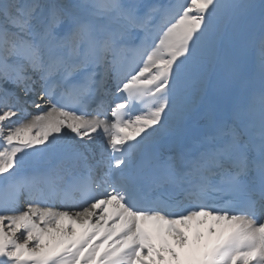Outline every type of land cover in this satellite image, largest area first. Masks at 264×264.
I'll return each instance as SVG.
<instances>
[{
	"label": "snow or ice",
	"instance_id": "6c2138e0",
	"mask_svg": "<svg viewBox=\"0 0 264 264\" xmlns=\"http://www.w3.org/2000/svg\"><path fill=\"white\" fill-rule=\"evenodd\" d=\"M0 264H264V0H0Z\"/></svg>",
	"mask_w": 264,
	"mask_h": 264
},
{
	"label": "bare ground",
	"instance_id": "6f19581e",
	"mask_svg": "<svg viewBox=\"0 0 264 264\" xmlns=\"http://www.w3.org/2000/svg\"><path fill=\"white\" fill-rule=\"evenodd\" d=\"M254 2L258 5L261 2V0H254Z\"/></svg>",
	"mask_w": 264,
	"mask_h": 264
}]
</instances>
